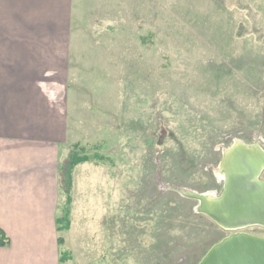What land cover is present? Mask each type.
<instances>
[{"label":"rangeland","instance_id":"374dc122","mask_svg":"<svg viewBox=\"0 0 264 264\" xmlns=\"http://www.w3.org/2000/svg\"><path fill=\"white\" fill-rule=\"evenodd\" d=\"M69 2L60 164L90 160L71 171L66 263L199 264L232 235L264 239L182 194L220 197L224 152L264 150V0Z\"/></svg>","mask_w":264,"mask_h":264},{"label":"crops","instance_id":"0c3cea01","mask_svg":"<svg viewBox=\"0 0 264 264\" xmlns=\"http://www.w3.org/2000/svg\"><path fill=\"white\" fill-rule=\"evenodd\" d=\"M69 1L0 0V264H61L68 248L57 242L68 137L57 103L70 57L56 44Z\"/></svg>","mask_w":264,"mask_h":264},{"label":"water","instance_id":"95a60500","mask_svg":"<svg viewBox=\"0 0 264 264\" xmlns=\"http://www.w3.org/2000/svg\"><path fill=\"white\" fill-rule=\"evenodd\" d=\"M263 171V157L252 158L240 150L233 160L232 172L224 179L222 195L213 207L202 195L182 194L196 201L197 211L223 229L264 228V182L258 179ZM199 264H264V239L248 234L232 235L212 246Z\"/></svg>","mask_w":264,"mask_h":264},{"label":"trees","instance_id":"16d2710c","mask_svg":"<svg viewBox=\"0 0 264 264\" xmlns=\"http://www.w3.org/2000/svg\"><path fill=\"white\" fill-rule=\"evenodd\" d=\"M75 149H77V145H75ZM101 159V157H97ZM89 158L87 156L79 155V152L76 150H72L70 153V156L68 157L67 161L64 164H60L58 167V182H59V188L63 190L66 200H65V207L62 211V217L57 219V225H60L58 227V231L61 230H67L69 227V206H70V198H69V191L71 188V171L72 169L79 165L86 162H89ZM58 246H61L63 244V241L61 238H58L57 240ZM9 245V239L4 234L2 230H0V248H5ZM70 260V256L67 253H62L59 256V262L61 264H64Z\"/></svg>","mask_w":264,"mask_h":264},{"label":"bare ground","instance_id":"6f19581e","mask_svg":"<svg viewBox=\"0 0 264 264\" xmlns=\"http://www.w3.org/2000/svg\"><path fill=\"white\" fill-rule=\"evenodd\" d=\"M242 150H245L250 154L252 158H257V156L263 157L264 158V150L259 149L258 147L255 146H245L242 143H235L234 145L231 146L228 150H226L223 154V159L221 162V171H222V177L225 179L228 174L232 172V163L235 158V155L237 152ZM202 197L206 200V202L210 206H214L218 201L219 197L215 198L211 195H206L202 194ZM205 208V206H203ZM229 230H234V229H229Z\"/></svg>","mask_w":264,"mask_h":264}]
</instances>
